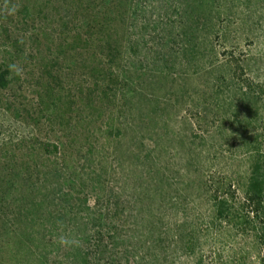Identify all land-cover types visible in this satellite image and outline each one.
Here are the masks:
<instances>
[{"label": "trees", "instance_id": "1", "mask_svg": "<svg viewBox=\"0 0 264 264\" xmlns=\"http://www.w3.org/2000/svg\"><path fill=\"white\" fill-rule=\"evenodd\" d=\"M228 1L131 0L122 8L125 46L121 65L115 69L108 64L109 53L100 54L101 69H97L91 56L99 48L92 37L87 39L94 79L111 94L106 99L107 120L82 155L89 164L80 172L72 171L73 149L79 143L74 138H69L64 155L58 142L43 143L40 154L56 159L52 168L22 163V168L15 169L10 161L4 164L0 248L10 251L12 259H25L24 264L27 259H34V264H48L50 259L49 264H165L167 260L168 264H183L182 259H158L164 251L156 250L160 246L156 228L141 226L146 220L140 213L123 212L118 196L100 193L104 183L98 167L116 157L113 150L123 132L136 134L140 150L145 149L139 155L143 162L153 158L162 134H166L164 141L170 140L168 121L162 122L163 133L152 131L156 141L137 137L143 129L154 127L153 122L163 120L165 101L186 106L178 119L187 120L190 133H177L171 141L182 146L207 202L198 223L182 221L178 226L172 235L174 251L184 258V264H264V72L260 77L254 59L240 58L234 52L220 58L217 45L227 40L229 27L220 21ZM30 13L25 8L23 17ZM114 14L121 18L120 7L103 15L98 32L112 31L108 16ZM106 40L109 47L110 37ZM201 74L206 82L202 89L187 87ZM10 81L11 70L2 61L0 89H6ZM167 83L178 86V91L158 97L154 91H161ZM56 97L60 96L50 86L40 92L41 112L48 120L56 117L60 100ZM48 124L52 128L59 123L52 119ZM209 141L214 143L211 149L207 148ZM206 160L223 164L209 171ZM84 175L93 182L85 195L76 191L74 183L79 180L81 187ZM137 201L126 199L125 203ZM140 227L144 230L138 239L145 236L149 242L140 244L133 237ZM61 234L74 237L75 242L62 245L58 241ZM224 246L230 253L227 259H223Z\"/></svg>", "mask_w": 264, "mask_h": 264}, {"label": "rangeland", "instance_id": "2", "mask_svg": "<svg viewBox=\"0 0 264 264\" xmlns=\"http://www.w3.org/2000/svg\"><path fill=\"white\" fill-rule=\"evenodd\" d=\"M130 1L0 0V66L2 61L9 66H16L11 70L9 86L0 89V178L7 161L15 169L22 168V163H28L31 167L41 168L45 165L52 168L56 159L54 156L46 158L40 154L43 143L58 142L60 153L64 155L69 150V138L79 142L73 149L76 162L74 161L75 169L72 171L80 172L87 167L89 163L81 158L88 145L93 143L98 127L103 126L107 120L110 108L105 110L106 99L111 94L94 79V67L90 68L91 58L85 44L92 37V41L100 49L91 56L95 57L98 70L101 69L99 56L104 53L110 55L108 64L111 68L119 67L125 46L123 34L126 31V25L121 22L122 8ZM116 7H120L121 18L115 16L119 11L108 16L112 19V31L98 32V27L104 21L103 15L113 12ZM25 8L31 11L27 18L23 17ZM222 11L220 22L229 27L227 40L220 41L217 45L221 51L220 58L234 52L240 58L254 59V69L258 70L257 75L261 77L264 72V0H229ZM109 37L111 41L109 47H106V39ZM205 84V78L201 74L187 87L202 89ZM48 86L54 88L60 96L55 110L56 117L50 120L41 112L43 101L39 98L42 89ZM167 91L177 92L178 86L167 83L161 91L154 92L161 97ZM59 98L56 97V100ZM163 106V120L153 122L154 127L143 129L137 137L156 141V134L152 131H159L162 122L168 121L167 133L170 140L164 141L166 134H162L159 141L161 143H157L153 158L143 162L139 155L144 154L145 149L142 147L143 152L140 150L136 134L123 132L121 143L115 145L113 150L116 157L108 159L103 168L98 167L100 180L104 183L100 193L103 196L108 193L118 196L124 205L121 208L123 212L140 213L146 220L141 226L156 228L155 235L160 236V246L156 250L164 251L158 259H182L184 264V258L174 251L171 244L172 235L179 230L178 226L182 221H187L188 224L198 223L207 202L201 181L196 179L194 169L188 168L187 156L183 154L182 146L177 140L171 141L172 137L176 139L177 133H190L187 120L183 122L178 119L186 106L165 101ZM52 119L59 124L50 128L48 123ZM64 121L62 129L61 123ZM64 132L68 133V137ZM217 143L218 141L215 144ZM213 145L209 141L207 148L211 149ZM221 164L215 162L214 165L210 160L205 161V167L209 171L218 169ZM42 169L44 170L43 167ZM152 169L158 171L157 175ZM75 182L76 191L79 190L83 195L88 193L89 185L93 184L87 175L83 176L81 187L78 186L79 180H74ZM49 185L50 189L54 188V185ZM126 199L138 201L136 204H126ZM7 213L8 210L5 215ZM142 230L144 229L140 227L139 232L133 234L140 244L146 240L149 242V238L145 236L138 239ZM9 252L0 248V264H24L25 259H12ZM223 252V259H227L230 254L227 246H224ZM165 262L168 264L170 261ZM27 263L35 262L34 259H27Z\"/></svg>", "mask_w": 264, "mask_h": 264}, {"label": "clouds", "instance_id": "3", "mask_svg": "<svg viewBox=\"0 0 264 264\" xmlns=\"http://www.w3.org/2000/svg\"><path fill=\"white\" fill-rule=\"evenodd\" d=\"M10 70H14L16 68L15 65H10L9 66ZM58 241L64 245V244H71L75 242V238L74 237H70L67 234H61L58 236Z\"/></svg>", "mask_w": 264, "mask_h": 264}]
</instances>
